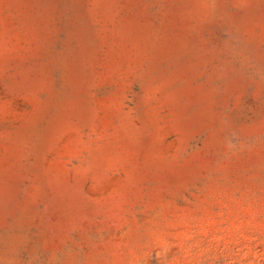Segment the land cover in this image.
<instances>
[{
  "label": "rangeland",
  "instance_id": "374dc122",
  "mask_svg": "<svg viewBox=\"0 0 264 264\" xmlns=\"http://www.w3.org/2000/svg\"><path fill=\"white\" fill-rule=\"evenodd\" d=\"M0 264H264V0H0Z\"/></svg>",
  "mask_w": 264,
  "mask_h": 264
}]
</instances>
